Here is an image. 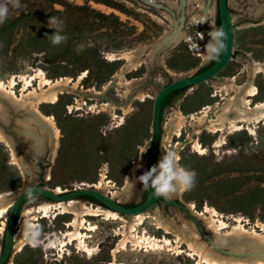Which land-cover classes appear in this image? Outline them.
<instances>
[{
  "label": "rangeland",
  "instance_id": "obj_1",
  "mask_svg": "<svg viewBox=\"0 0 264 264\" xmlns=\"http://www.w3.org/2000/svg\"><path fill=\"white\" fill-rule=\"evenodd\" d=\"M67 1L72 5L89 6L107 15L114 14L119 22L98 23L92 17L74 10L71 12L73 15L59 14L55 11L64 12V8L50 0H20L25 7L10 11L8 19L22 13L30 17L11 28L10 33H0V80H15V91L20 94L25 81L39 75L40 71L50 80L62 77L76 80L83 72H86V78L75 93L62 94L57 103L41 106L46 115L56 118L61 130L53 157H50V148H45L44 152L33 150L26 129L16 121V118L28 117L29 112H23L10 103H6V115L0 111V127L14 142L16 154L24 157L31 171V174L24 175L19 166L12 163L9 146L0 141V193L19 191L35 184L72 191L98 183L103 174L115 186L123 188L132 169H136L133 181L146 171L153 138V105L160 90L159 84L166 85L173 79L198 73L211 60L206 56L205 45L209 41L208 33L213 28H219L218 13L209 17L208 22L212 25L207 26L203 20L195 18L196 14H201L207 0H187L184 37L176 46L157 52L151 63L146 62L139 70L127 73L126 77L134 82L133 93L125 99L121 95L116 97L124 88L112 83L119 82L117 74L124 60L113 59L123 52L142 50H145L143 58H148L151 46L173 30L171 15L169 18L163 11L141 0H107L126 7L128 13L93 0ZM158 1L171 2L172 7L176 4L178 9L175 12L179 16V0ZM229 3L235 26L236 46L232 60L217 79L186 90L166 107L157 162L166 150L172 149L181 157L179 163L197 174L196 186L191 191L178 193L172 199L186 205L194 203L199 211L207 206L214 208L231 228L237 224L236 219L241 220L247 228H253L257 222L264 224V122L252 125L256 134H251L247 129L228 134L223 146H216L220 133L203 129L202 133L196 134L200 128L194 122L185 127L181 137H175L171 147L164 143V136H169L165 131L166 124L176 110L180 109L188 116L201 111L207 104L223 103L220 94L215 96L217 86L231 79H237L238 84H246L252 64L264 62V11L256 16L255 11L250 10L264 4V0H229ZM213 4L217 6V0H212ZM51 16L59 17L64 22L62 34L68 39L60 45H53L48 38L54 31L48 25ZM200 34H203L202 38ZM254 83L259 94L252 101H263L264 74L257 75ZM38 84L39 79H35V87ZM141 91L148 95L146 100L137 99ZM97 92L102 94L95 95ZM106 96L112 100L104 99ZM76 99H79L80 109L72 108L77 104ZM84 102H88V109ZM109 103L124 106L130 112L126 114L119 108L113 110ZM104 107L107 111L102 110ZM116 114L121 117L114 118ZM114 120L118 128L107 131L106 127ZM190 135L199 138L207 150L205 154L195 152L190 143L178 146ZM147 192L139 181H134L128 190V198L122 203L139 205ZM42 200L35 197L25 203L16 228V234L22 232L26 221L41 226V243L33 248L24 236V247L17 251L14 249L10 260L13 264L198 263L197 256H190L186 245L175 248L180 240L166 234L165 229L160 227L166 219H176L182 227L189 222L197 224L176 206H166L160 201L146 213L148 217L145 223L135 231L138 236L167 237L174 242L173 245H155L150 249L129 243L117 254L113 252L121 238L118 231L123 221L106 220L103 216L88 217L89 222L97 226L95 231L84 230L89 234L86 244L91 249L90 254L78 241L64 244L67 240L64 233L72 230L68 225L73 215H58L53 210L42 217L43 213L36 207ZM8 216L4 219L6 223ZM2 223L3 220H0V226ZM206 233L215 239L216 235ZM3 242L4 234L0 233L1 249Z\"/></svg>",
  "mask_w": 264,
  "mask_h": 264
},
{
  "label": "bare ground",
  "instance_id": "obj_2",
  "mask_svg": "<svg viewBox=\"0 0 264 264\" xmlns=\"http://www.w3.org/2000/svg\"><path fill=\"white\" fill-rule=\"evenodd\" d=\"M170 4L172 5L171 2ZM250 10H254L255 15L259 16L261 12L264 11V4H258L254 9L252 8ZM164 13L169 16L167 12ZM216 14L217 7L213 4L207 13H198L195 18L198 21L203 20L207 26H211L212 23L208 22L209 17L215 16ZM183 37L184 32L182 34V38ZM150 49V55L146 59L143 58L145 56V50L138 52H123L120 53L117 58L113 59L124 60L121 71L117 74V78H119V82L117 83L118 88H124L122 93H120L122 98L125 99L129 97L134 89V82L126 77L127 73L139 70L144 63L147 62L149 64L154 60L155 55L157 54V48L151 46ZM259 74H264V62H255L252 64L249 70V81L246 84H238L236 82L237 79L228 80L229 82L223 83L222 85L219 84L220 86H217L218 90L216 94H220L224 100L223 103L219 102L214 105L207 104V106L202 108L201 111L193 112L188 116H186L182 110H176L166 124L165 131H168L169 136H164V143L167 142L168 147H171V143L174 141L175 137H181L185 127L192 122L200 128V130L196 131V134L202 133L203 129H207L212 133H220V138L218 139L216 146H223V144L226 143L227 135L236 131L247 129L251 134H256L252 125L264 122V100L259 102L252 101V98H255L259 94V90L254 83V78ZM35 76L25 81L20 94L15 91V80L9 82L0 80V111L6 115V103H10L22 109V111L26 110L29 112L28 117L16 118V121L26 129L27 137L32 140L31 147L33 150L44 152L45 148H50V157H53L56 154L59 145L61 130L57 124L56 118L52 115H46L41 110V106L44 104H55L59 101L60 95L65 93H75V91H78L81 86V81L86 78V72H83L76 80L72 77H62L56 80H50L42 71L39 72V75L37 74ZM35 79H39L37 87L34 85ZM94 94L101 95L102 93L97 92ZM147 97L148 95L142 91L137 94V99L139 100H146ZM76 100L77 104L72 106V108L80 109L81 104L79 99ZM109 105L110 103L108 106ZM117 105L116 103L111 104L110 107L113 110L121 108L126 114H129L130 111L126 110V107H118ZM102 110L107 111V108L104 107ZM187 139H189V143L192 145L195 152L200 154L206 153L207 150L202 145L199 138L190 135ZM0 141L7 144L11 149L12 163L18 165L24 175L31 174L28 164L16 154L14 142L8 135H6L1 127ZM183 145L184 143L178 144V146ZM180 148L181 147H179V149ZM135 171V168L132 169L127 176L130 181H133ZM127 178L125 186L123 188H118L113 182L108 181L107 176L103 174L98 183L87 185L86 187L99 190L104 194L123 202L128 198L130 194H128V190L132 185ZM55 190L58 193L66 192L61 187H56ZM19 191L0 193V220H3V223L0 226L1 234L5 233L7 223L4 219L10 213V209L14 204V200ZM36 207L38 208V211L43 213L42 217H46L49 213H52L53 210L57 211L58 215H73V218L68 225L72 230H67L64 233V237L67 240L63 242L64 244H71L74 241H78L82 248L89 253L91 252V249L87 247L86 244L89 234L84 232V230L95 231L97 226L92 225L89 222L88 217L103 216L106 220L123 221V225L118 231V235H120L121 238L117 247L114 249V254L125 249L129 243H134L137 247H150V249L155 247V245L163 247L161 245H173L174 243L167 237L156 238L144 234L143 236L135 234L137 227L145 223V220L148 217L146 213L126 217L118 212L105 209L101 206H96L81 199H73L63 202L42 200ZM188 207L205 230L210 234L216 235L214 240L218 246L227 247L234 251L248 250L252 252H250L249 255L241 257L222 254L207 243L202 237L197 224L195 225L193 222H189L187 226L182 227L178 225L176 219H166L162 221L163 224H161L160 227L165 229L166 234H172L180 240L177 242L175 248L179 249L182 248L183 245H186L190 250L189 255L194 258L197 256V264H264V224L262 222H257L256 226L253 228H247L241 220L236 219L237 224L231 228L214 208L207 206L202 211H199L194 203H189ZM153 217L156 218V216ZM36 219L37 218H35V220ZM228 228H230V230ZM24 239L23 230L16 234V251L21 250L24 247ZM1 251L2 249L0 247V254ZM8 264L13 263L10 261Z\"/></svg>",
  "mask_w": 264,
  "mask_h": 264
},
{
  "label": "water",
  "instance_id": "obj_3",
  "mask_svg": "<svg viewBox=\"0 0 264 264\" xmlns=\"http://www.w3.org/2000/svg\"><path fill=\"white\" fill-rule=\"evenodd\" d=\"M141 1L150 7H154L156 9H159L160 11L167 12L172 17L173 30L168 31L158 42L153 44V46L157 48V52L176 46L182 39V34L187 21V0H179V16L175 12V9L177 7L175 5L172 7L170 2H161L158 0ZM211 6L212 0H207L202 12L204 14L207 13ZM216 7L217 13L219 14L221 19L222 29L225 32V45L223 54L216 64H214L212 67L205 71L173 79L170 83L166 85L159 84L160 90L155 96L153 105V138L151 148L147 157L146 171L156 164V160L161 150L163 130L162 109L165 100L175 92L192 89L201 83L217 79L219 74H221L227 68L230 61L232 60L236 45L235 26L233 22L229 0H217ZM112 84H114L115 86L117 85L115 83ZM154 84L158 85L156 82H154ZM183 143L184 145L188 144L189 139H186ZM22 159L25 162L24 157H22ZM34 194L39 195V199L48 200L52 202H63L73 199H81L89 203L99 205L105 209H110L115 212H118L122 216L129 217L142 213H147L154 205H156L160 201H163L166 206H176L182 211H184L187 216L193 218L198 225L202 237L207 241V243L211 247L221 252L222 254L241 257L249 255L250 252H252L248 250L234 251L218 246L215 243V240H213L210 235L206 233L205 228L195 217L193 212L189 209L188 205L181 203L177 199L166 200L164 198L156 197L154 196V193L151 190H148V196L146 200L143 201L141 204L136 206H129L120 202L119 200L114 199L112 196L104 194L103 192L93 188L83 187L79 189H74L72 191H66L64 193H58L55 189H49L45 185L35 184L22 188L19 191L17 197L14 200V204L10 209L4 233V246L2 247V251L0 254V264H8L13 256L15 249V236L19 212L25 200ZM86 198L95 199L100 204L92 202Z\"/></svg>",
  "mask_w": 264,
  "mask_h": 264
},
{
  "label": "clouds",
  "instance_id": "obj_4",
  "mask_svg": "<svg viewBox=\"0 0 264 264\" xmlns=\"http://www.w3.org/2000/svg\"><path fill=\"white\" fill-rule=\"evenodd\" d=\"M25 7L20 0H0V25H3L13 9ZM48 25L54 29L53 34L48 36L53 45H60L67 41L64 34V22L56 16L48 19ZM201 38L203 34H200ZM209 41L205 45L207 58H214L224 48L225 32L222 28H213L209 33ZM181 157L172 149L166 150L159 161L149 170L143 172L134 181H139L146 190H151L154 196L172 199L181 192L191 191L197 183L195 171L182 166L179 161ZM129 180V178H127ZM130 181L129 183H134ZM23 233L28 243L33 247L41 243L42 228L37 224L26 222L23 226Z\"/></svg>",
  "mask_w": 264,
  "mask_h": 264
},
{
  "label": "trees",
  "instance_id": "obj_5",
  "mask_svg": "<svg viewBox=\"0 0 264 264\" xmlns=\"http://www.w3.org/2000/svg\"><path fill=\"white\" fill-rule=\"evenodd\" d=\"M50 1L53 2V4L60 5L61 7L64 8V12H62V11H55V12H57V13H59V14H64V13H65V14H67V15H73V13H71V12L74 10V11H79V12H81L82 14L87 15L88 17H92V18L95 19V21L98 22V23L101 22V21H102V23H103V22L106 23V22H108V21L119 22V19H118V17H117L116 15H114V14L107 15V14H105V13H102V12H100V11L94 9V8H90L89 6H78V5H72V4H71L69 1H67V0H50ZM93 1H95V2H97V3L105 4V5L109 6V7L115 8V9H118V10H120V11L123 12V13H128L126 7L119 5V4L116 3L115 1H107V0H93ZM61 12H62V13H61ZM70 13H71V14H70ZM29 17H30V15H28L27 13H22L20 16L14 18V19H7V21L2 25V28H1V30H0V33H1V34H7V33H10L9 30H10L11 28L14 29V28L20 23V21L24 20L25 18H29ZM217 22H218V27H219V28H222L221 19H220L219 14H218V20H217ZM94 24H95V23H94ZM224 45H225V40H224ZM223 51H224V48H223V50L219 53L218 56H215V57H214V62H216V61L222 56ZM203 68L205 69V68H207V67L204 66ZM203 68H202V69H203ZM204 69H203V70H204ZM181 91H184V90H181ZM178 92H180V91H178ZM178 92H175V93H173V94H171V95L169 96V98H168V99L166 100V102L164 103V108L167 107V106L169 105V99H170V97H171L172 95L178 93ZM156 163H157V160H156ZM147 196H148V192H147V195H146L145 198H144V201L146 200ZM35 197H39V195L34 194V195H31L30 197H28V198L25 200V202L23 203V205H22V207H21V210H22L23 206L25 205V203H26L28 200H30V199H32V198H35ZM86 199H88V200H90V201H92V202H95V203H97V204H100V203H99L98 201H96L95 199H92V198H86ZM21 210H20V212H21ZM20 212H19V215H20ZM3 246H4V242H3Z\"/></svg>",
  "mask_w": 264,
  "mask_h": 264
},
{
  "label": "flooded vegetation",
  "instance_id": "obj_6",
  "mask_svg": "<svg viewBox=\"0 0 264 264\" xmlns=\"http://www.w3.org/2000/svg\"><path fill=\"white\" fill-rule=\"evenodd\" d=\"M221 58V57H220ZM219 58V59H220ZM219 59L216 61V62H214V58H211V60H210V62L206 65V67L207 68H203V69H201L199 72H202V71H205V70H207V69H209L210 67H212L214 64H216L218 61H219ZM198 72V73H199ZM186 90H184V91H180V92H178V93H176V94H174V95H172L171 97H170V99H169V104H171L172 103V101H173V99H176L177 97H179L182 93H184ZM120 96V94H116V97H119ZM215 96H217V94H215ZM103 97V96H102ZM169 98V97H168ZM167 98V99H168ZM104 99H107V100H112V99H110V98H108V96H106V97H104ZM166 99V100H167ZM114 100V99H113ZM166 100H165V102H166ZM164 102V103H165ZM87 104H88V102H86ZM87 104H86V108L88 109V106H87ZM87 109H85L84 107H83V110H86L85 112H88V110ZM119 109H121V108H119ZM165 109H166V107L164 108V104H163V109H162V121H163V117H164V112H165ZM121 110H123V109H121ZM116 117H114V118H120L121 116H119L118 114H116L115 115ZM115 122H116V120H114V122L111 124H108V126L106 127L107 128V131H110V130H113L114 128H118V125L116 124V125H114L115 124ZM102 132H103V134L104 135H107L106 134V131H103L102 130Z\"/></svg>",
  "mask_w": 264,
  "mask_h": 264
},
{
  "label": "built area",
  "instance_id": "obj_7",
  "mask_svg": "<svg viewBox=\"0 0 264 264\" xmlns=\"http://www.w3.org/2000/svg\"><path fill=\"white\" fill-rule=\"evenodd\" d=\"M84 104L86 105L87 103L84 102ZM73 106H75V105H73ZM162 128H163V130H162V138H163L164 124H162ZM161 145H162V142H161Z\"/></svg>",
  "mask_w": 264,
  "mask_h": 264
}]
</instances>
